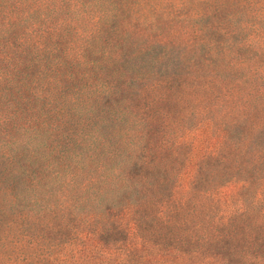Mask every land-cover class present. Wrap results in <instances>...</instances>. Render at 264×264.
Here are the masks:
<instances>
[{
  "label": "trees",
  "instance_id": "trees-1",
  "mask_svg": "<svg viewBox=\"0 0 264 264\" xmlns=\"http://www.w3.org/2000/svg\"><path fill=\"white\" fill-rule=\"evenodd\" d=\"M168 1L0 0V38L16 23L36 37L30 59L22 48L15 64L0 56L10 69L0 85L20 73L36 98L0 108V183L19 189L18 218L66 204L82 207L83 229L115 219L86 236H110L134 264H264V32L250 38L232 0L142 22ZM74 117V137L42 142ZM205 132L206 153L192 163L202 146L182 141L204 143ZM123 229L130 242L114 238Z\"/></svg>",
  "mask_w": 264,
  "mask_h": 264
},
{
  "label": "rangeland",
  "instance_id": "rangeland-1",
  "mask_svg": "<svg viewBox=\"0 0 264 264\" xmlns=\"http://www.w3.org/2000/svg\"><path fill=\"white\" fill-rule=\"evenodd\" d=\"M180 2H183L182 6ZM159 4L158 12L156 13L154 10L148 11L145 18L142 19V22H147L151 19L158 22L160 20L158 16L163 14L165 16L166 14L174 12L176 6L181 7L182 12L190 14L199 9L203 10V7L199 6L195 0H169L166 4ZM232 4H234L232 12L237 14V20L244 25L247 24V26H250L251 30L249 28L247 29V34H249L250 38L254 37V33L264 32V0H232ZM13 6H16V12L17 8L19 10L24 9L23 5L20 6L18 3H13ZM119 6L117 1L114 2V9H118ZM141 12H143V10H141ZM201 23L203 24L205 21ZM27 25H29V23L26 25L23 23H16L7 31V35L0 38V56L7 55L8 53L12 54L14 57L12 64L18 62L20 48L29 54L28 59H30L32 44H35L34 40L36 37L33 34H26L25 26ZM104 26H107V24L104 23ZM102 41L103 36H100L98 42L94 44L97 48L96 50L107 52L108 49L102 45ZM10 44H13L14 47L11 48ZM92 44L93 42H91L90 45ZM57 45H59L60 50L64 49L60 42ZM33 52L38 53L42 58H45L47 55V52H39V50L37 51L36 49H34ZM92 59H96V57L92 55ZM19 70L23 75L28 74L29 77L36 73L35 70H31V67L27 68V66H23L19 68ZM0 71L9 74V66L0 61ZM95 72L100 73V69L95 67ZM27 80V78L24 79L22 74L17 73L13 76V85H7L5 88L0 85V90L4 97L0 100V108L3 107L6 100H11L15 108H23L24 104L33 106V101H36V98L27 93L24 87L21 86V84H27ZM95 82L97 81L95 80ZM22 97H25L28 101H22ZM78 121L80 120L74 117L68 120L67 125H62L60 129H51L52 134L48 136L49 139L46 138L42 140V142L46 146L62 145L65 136L70 135L74 137V135L70 133L71 130L69 131V128H80L83 125V123L77 124ZM56 124L58 125L57 121ZM210 134L211 132L203 134L206 139L204 143L201 141L198 144V141L192 139L193 137H189L182 141L184 144L188 143V146H190L191 142H193L195 146H202L201 149H195L192 163L206 153V143L209 141ZM190 175L191 170L186 169L184 177H189ZM13 186H15V182L13 181L9 184L0 183V264H125V262L126 264H134V260H131L132 263L130 260H125L124 253H119V249L113 246V239H111L110 236H86L88 232H90L88 234H93L101 230V232L105 233L107 229L117 227L119 223L114 222L115 219L110 217L102 222L100 220H98L97 223L94 221L88 225V228L83 229V223L79 220L81 216L80 209L82 207L68 205L69 208H66V204H62L60 213L56 212L54 216L50 214L49 218L39 220L29 218L26 212H23L26 217L18 218L15 215L21 211L17 209L15 197L19 189L12 188ZM186 189L187 184L183 186L179 194ZM249 191L253 192V186L249 188ZM232 192L233 190H231V193ZM52 199H56V197ZM52 199L49 201H54ZM106 200L107 196H104L103 202H106ZM87 208L89 207L84 206V209ZM99 209L100 207H97V211L91 213L93 218L97 219L95 215L99 213ZM67 211H74V213L70 214L71 222H66L67 216L65 215L69 213ZM116 214H118V212H116ZM77 231L78 235L75 233ZM114 232L121 233L120 236H118L119 234L114 235V238L118 240V242H130L129 239L131 238L127 236L124 229ZM149 261L155 264L156 259L151 260L150 258ZM136 264H143V261L140 260V262ZM146 264L148 263L146 262Z\"/></svg>",
  "mask_w": 264,
  "mask_h": 264
}]
</instances>
